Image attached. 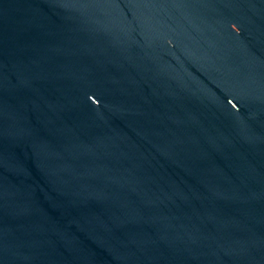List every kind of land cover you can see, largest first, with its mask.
<instances>
[{
	"label": "water",
	"instance_id": "1",
	"mask_svg": "<svg viewBox=\"0 0 264 264\" xmlns=\"http://www.w3.org/2000/svg\"><path fill=\"white\" fill-rule=\"evenodd\" d=\"M0 264H264V0H0Z\"/></svg>",
	"mask_w": 264,
	"mask_h": 264
}]
</instances>
